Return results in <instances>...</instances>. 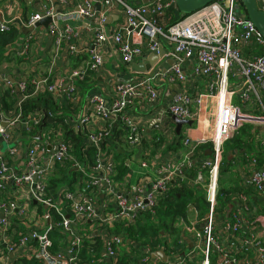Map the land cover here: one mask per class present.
Listing matches in <instances>:
<instances>
[{"label": "built area", "instance_id": "built-area-1", "mask_svg": "<svg viewBox=\"0 0 264 264\" xmlns=\"http://www.w3.org/2000/svg\"><path fill=\"white\" fill-rule=\"evenodd\" d=\"M40 1L41 10L24 26L31 28L44 18L57 16L58 20L49 26L57 56L65 48L68 55L74 58L88 55L89 61L80 68L52 79L23 75L15 83L8 82L9 89L20 93L13 118H7L0 97V122H6L0 124V136L8 147L13 144L5 152L0 146V213L4 214V218L0 219V264H12L9 255L30 250L35 242L38 243V255L43 261L41 264H50L49 260L53 264H96V261H82L79 257L85 237L82 232L87 227L90 233L103 235V259L98 262L115 261L118 249L125 246L126 242L122 236L107 234L108 230L116 223L134 224L139 216L156 215L160 199L169 194L171 186L178 180H187L185 175L195 164V152L204 145H210L211 155L201 160V171L196 179L187 181L190 185L200 186L206 194L209 207L201 223H204V227L201 230V225L184 224L183 232L186 236L192 235L194 244H197L193 245L188 255L185 253L184 257H180L179 254L178 260L166 264H195V250L202 251L201 264H264V235L256 231L263 220L259 216L254 218L251 197L247 192L236 193L232 204L236 207L239 203V207L231 212L230 221L222 223L220 229L217 222L219 177L225 145L243 126L264 125V39L247 15H239L236 8L238 1L213 2L168 29L159 25L155 15L173 7L176 0H157L137 5L134 0H101L100 7L91 0H84L77 10L74 5L78 0H56L60 7L70 8L67 14H55L50 0ZM256 2L259 10L264 12V0ZM114 9L120 10L124 22L118 27H109L110 13ZM60 17L65 23L62 26L56 24ZM69 19L88 22L86 28L93 35L91 45L78 43L81 31L68 23ZM11 30L10 23L0 21L1 33ZM32 38L28 35L20 44L16 43L18 56L29 55ZM109 45L117 48L126 67H131L136 59L147 54L159 56L156 65L163 60L166 48L176 55L178 62L164 71L151 68L148 72L151 76L146 79L118 83L112 97L93 95L85 101L79 83L85 82L90 73L102 71L105 61L103 51ZM161 49L164 50L163 55H160ZM193 59L199 64L193 69L194 76L209 78L211 83L208 92L197 96L185 87L188 75L183 66L186 61ZM157 81L184 86L174 95L169 113L180 120L194 121L198 127L208 122L203 110L206 101H215L214 126L210 134L202 130L196 138L190 134L184 135V151L177 161L174 156L167 159L156 167L152 177L142 179L122 193L117 189L114 179L116 159L109 144L113 125L120 118L127 130L128 143L133 147L140 146L146 139V130L125 112L137 100L155 102L159 97ZM29 88H32L31 93ZM44 92L51 94L60 107L66 104L72 110L78 109L76 122L70 126L76 133L84 135L86 150H94L95 161L92 166L86 160L83 163L72 156V146L65 140L62 124L57 129L41 131V140L33 136L46 115L36 110L24 117L23 104ZM87 105L92 108L90 113L87 116H84V111L79 114L83 107L87 109ZM62 113L59 111L55 116ZM99 121L104 122V127L98 126ZM64 122L70 124L68 118ZM154 125L155 128L159 127L157 123ZM18 128L23 129L25 138L30 141L24 163L20 161L21 148L15 143V131ZM36 135L40 136L38 133ZM160 138L167 144L173 143L175 129L171 128L167 134L158 131L151 141L153 144L159 143ZM258 143L264 148V134L259 136ZM68 162L84 178L77 182L74 189H62L59 198L55 199L49 192V180L59 166L64 167ZM251 164L256 166L257 160L252 159ZM143 167L147 168L148 164L143 163ZM205 170L208 177L205 176ZM263 183L264 170L259 169L248 185L262 194ZM11 184L17 190V200L3 198L2 191ZM105 185L115 198L114 208L107 212L100 210L97 204ZM19 198L46 207L48 211L42 220H53L45 228L47 232L59 230L70 238V242L56 253H51V240L38 229L20 234L19 240L15 241L13 219L17 215L21 218L25 216V208L21 207ZM53 212L60 217V221L54 218ZM221 231L228 234L226 241L219 237Z\"/></svg>", "mask_w": 264, "mask_h": 264}, {"label": "crops", "instance_id": "crops-1", "mask_svg": "<svg viewBox=\"0 0 264 264\" xmlns=\"http://www.w3.org/2000/svg\"><path fill=\"white\" fill-rule=\"evenodd\" d=\"M84 0H78L75 3L76 10L78 9V5H80ZM98 7H100L101 0H91ZM157 0L148 1V3H154ZM52 5V8L55 10H59L60 14H67L70 8L60 7L56 0L49 1ZM143 0H134V3L144 4ZM42 8V2L40 0H0V21L4 20L16 28L20 32V37L17 42H14L12 46L8 47L11 53H6L5 55H9V62L4 60L0 64V97L3 99L5 92L9 89L8 82H12L10 77H13L15 81L20 79L23 75L33 76L38 79L50 77L54 78L56 75H64L70 72L73 69L80 68L84 66L89 61V56L84 55L80 58H74L68 55L65 48H62L59 55L57 56L56 45L54 44V40L49 34V27H39L35 28L34 31H29L30 28L25 27L24 25L29 22V19L38 13ZM71 25H73L76 29L81 31V38L78 43L91 45L93 43V35L87 30V21H77L73 19H69L67 21ZM124 22V17L121 14L119 9H114L110 13L109 17V27H118ZM55 23V22H54ZM54 23H51L49 26H52ZM62 26L64 20L60 17V20L56 22ZM28 35L32 36L30 53L27 57L18 56V48L17 45L21 43V41L26 38ZM16 43H18L16 45ZM117 48L114 45H109L105 47L104 54V67L99 73H90V76L84 82L85 85V101H88L89 97L93 95H102L105 97H112L115 92V87L118 83L123 81H140V79H146L150 75L149 71L145 73L136 72L132 69L133 64H143L150 56L147 54L144 57L136 59V61L131 65V67H126L122 60L120 59ZM175 62H178L176 55H174L169 48H166V52L163 60L157 63L152 67L159 70H165L173 65ZM199 64L196 59L186 61L184 63V69L186 74L188 75L187 85L185 86L188 91H190L194 96H197L201 93L208 92L210 90V81L209 78L205 77H195L193 73L194 67H198ZM154 70V69H153ZM184 86L179 84L166 85V83H162L157 81L156 88L159 93V97L155 102L148 103V101H135V104L128 108L125 112V115L130 116L135 120L137 125L145 128L146 139L140 146L133 147L128 143L127 140V130L124 125V122L118 118L117 121L113 125V133L120 132V135L115 138L114 143H116V147L118 151L128 154V158L126 160V165L128 166L129 172L126 177L123 179L122 186L117 189L120 192H124L129 186L133 184H137L142 179H146L147 177H152L154 175V170L156 167L161 165L162 162L166 161L171 157H175L177 161L180 158V155L183 153V148L178 150L177 152H173L168 150L170 144H167L166 141L163 142L162 145L152 143L151 139L155 138L156 133L167 134L171 128L175 129L174 121L172 120V115L169 113V107L172 103L173 97L175 94L179 93L180 90ZM17 92V98L15 100L14 107L11 112L7 113V118H13L14 112L16 108V103L18 98L20 97L19 91ZM146 96V95H145ZM3 101V100H2ZM66 105V104H64ZM64 105L62 107H64ZM206 108L204 113L208 119L207 131L206 133L210 134L213 126H214V116L216 112L215 101L208 100L205 103ZM60 107V106H59ZM61 107V108H62ZM90 109H92L89 105H87V109L84 107L80 113L85 112L84 116H87L90 113ZM78 109L76 108L68 113V120L70 121V125H74L76 122V113ZM203 114V111H202ZM205 117V118H206ZM173 122V123H172ZM154 123H157L159 126H156ZM0 124H6L4 120L0 122ZM50 126L46 129L56 128ZM250 125V126H249ZM247 125V135L250 134V137L247 136L246 143L240 149H232L230 146L226 144L225 146V155L224 161L227 159L231 164L228 167V170L222 173L220 171L219 177V201H218V211H217V222L219 229L222 226V223L230 221L231 212L239 207V203L236 207L232 204L233 200L236 198V193L244 192L248 194L250 198V204L252 209V214L255 216L261 217L263 222L256 227V231L259 235H264V191L262 194L254 191L252 186H249L248 183L251 182V179L255 172L259 169L264 170V148H262L258 143V138L261 134H264V125ZM98 126L104 127V122L99 121ZM195 128L191 130L190 135L194 138L198 137L202 132V127H198L194 125ZM73 129V128H72ZM184 129V128H183ZM246 129V128H245ZM23 129L18 128L15 131V143L21 148V160L22 163L25 162L26 158V150L30 143L29 139L25 138V134L22 131ZM193 131V132H192ZM76 132V131H75ZM78 133V132H77ZM113 134V135H114ZM205 134V133H204ZM13 145V144H12ZM10 145V146H12ZM0 146L2 148V152L7 151L9 148L6 143H4L2 137L0 136ZM123 149V150H122ZM208 155V151H207ZM252 159L257 160L256 166L251 164ZM143 163H147L148 167L144 168ZM94 164V162H93ZM93 164H89L92 166ZM224 164V162H223ZM17 165H15L16 167ZM223 166V165H222ZM222 169V168H221ZM89 172V171H88ZM222 181V182H221ZM220 183L222 185V189H224L225 193H221L220 191ZM231 190V191H228ZM59 190L58 192L53 193V197L55 199L59 198ZM3 198L10 200H17L18 193L17 190L13 188V185L6 187L3 191ZM257 193V194H256ZM20 199V198H19ZM21 207L25 208V216L21 218L20 216H15L13 219V226L15 234V241L19 240L20 234H26L31 230L38 229V231L43 235H47L51 240L52 244L55 241L53 240V236L51 237L52 232H47V227L50 226L52 221H47L45 219L42 220L44 214L47 213V208L37 205L34 202H25L23 199H20ZM108 200V201H107ZM115 198L109 194L106 187H104L100 193V196L97 200V204L99 205L100 210L103 212L111 211L114 208ZM66 212H69L65 209ZM204 216L200 215V212L193 205H189L187 210V215L185 217L180 216L179 219L174 223V227L177 231L182 233V239L186 243L187 247L183 253L187 255L190 253V246L196 245L194 244L195 239L192 235L188 234L186 236L185 232H183L184 224H198L201 225ZM164 232H162L163 235ZM97 234V233H95ZM100 234V233H99ZM219 237L223 238L226 241L228 239V234L219 232ZM65 236V235H64ZM70 242V238L65 236V242L59 240V248L65 246ZM103 241V240H102ZM68 242V243H67ZM61 245V246H60ZM33 248L27 251H20L14 255H9V260H11L12 264L17 263L20 260H27L28 262L33 261V259H37L39 262H43L42 259L38 255V245L33 243L31 245ZM130 246H133L136 249L140 247L132 242L126 241L125 246L120 247L119 253H123L124 251L130 250ZM142 250V249H141ZM163 248L156 249L155 251L143 250V254H149V257H145L143 259H139V264H148L150 261V255L156 251H161ZM173 256L169 257H179V254H172ZM194 262L195 264H201L202 260V251L195 250L194 253ZM178 260V259H176ZM174 260V261H176ZM215 261V258H214ZM163 262L158 258L155 264H161ZM22 263V262H21ZM20 263V264H21ZM164 263V262H163ZM219 264V262H218Z\"/></svg>", "mask_w": 264, "mask_h": 264}, {"label": "trees", "instance_id": "trees-1", "mask_svg": "<svg viewBox=\"0 0 264 264\" xmlns=\"http://www.w3.org/2000/svg\"><path fill=\"white\" fill-rule=\"evenodd\" d=\"M155 16V19H157L159 25L164 29H168L172 25L183 20L187 15L181 14L176 5H174L170 9L163 11L162 14ZM19 37L20 32L14 27L9 33L0 32V64L4 60L8 62L10 61V54H5L12 52L8 50V47L12 46L14 42H17ZM84 85V82L79 83V87L81 88L83 95H85ZM29 90V93H31L32 88H29ZM16 98V90L8 89L5 92L2 99V105L5 112L9 113L12 111ZM36 110L43 111L46 115V118H44L45 120L35 130L33 136L39 137L36 134H40L41 131L44 132L46 128L50 126V123H53L51 124L52 127H57L59 124H62L65 131V140L72 146V156L79 159L83 163L86 160L88 164H93L95 161V153L92 149L86 150L84 145V135L79 132L76 133L70 124H66L64 122L65 119L68 118L67 114L71 111L73 112L69 106L64 105L62 108L59 107L54 97L51 94L44 92L38 96L31 97L23 104L24 117H28L30 113ZM59 111H62L63 113L62 115L56 117L55 113H58ZM247 128H249L247 125L243 126L234 135V137L226 143L228 147L230 146L232 149L242 148L246 143L247 136L250 137V134L247 135L246 133ZM120 132L121 131H117L115 132L116 134L113 133L114 135H112L109 141L110 148L114 151L116 157L115 181H123L129 172L128 166L126 165V160L129 157L127 152H119L118 148L116 147V143H114L115 138L120 135ZM163 142V138H160L159 143L156 144H159L160 147ZM182 148V139L177 144L175 138L173 143L169 145L168 150L178 153V150H181ZM209 148L210 145H204L196 150L194 157L195 164L192 168L187 170L185 175L187 180H178L174 185L171 186L169 194L160 199L156 208V215L146 214L145 217L139 216L138 220L134 224L116 223L112 228H110V230H108L109 233L107 234L122 236L125 242L130 240L136 243L140 247L139 249L130 246V250L124 251L123 253H118V257L115 261L111 263L98 262L100 259H103V235L101 233H90L87 227V229L82 232L85 237L79 255L80 259L87 262L96 261V264H139V259L149 257V254H143L142 252L146 249L149 251H155L160 246V248H163V250H165L166 254L169 256H173V253H183L186 250L187 245L182 239V233L177 231L174 227V223L180 218V216L185 217L187 215L189 205L195 206L202 216H204L208 211L206 194L203 189L198 185H190L187 181H193L196 179L198 173L201 171V160H204L207 157V151ZM230 164L231 163L225 159L222 166V173L225 172V170H228ZM204 173H207V171L205 170ZM83 178V174L77 169H74L71 166V163L68 162V164L64 167L59 166L53 173V176L49 180V192L50 194H53L65 188L72 190L74 189L77 182L81 181ZM220 191L221 193H225L224 189H220ZM42 207L44 206H41V210ZM53 214L54 218L57 221H60V217L54 212ZM51 232L52 233L49 235H51V237L53 236L55 243L53 242L49 251L51 253H56L60 249L58 246L59 240H62V245L63 241L65 242V236L59 230H54ZM162 232H164L163 235ZM35 243L38 245L37 242ZM20 263L41 264L37 259H33L31 262H28L27 260H20L15 264ZM161 264L166 263L161 262Z\"/></svg>", "mask_w": 264, "mask_h": 264}, {"label": "water", "instance_id": "water-1", "mask_svg": "<svg viewBox=\"0 0 264 264\" xmlns=\"http://www.w3.org/2000/svg\"><path fill=\"white\" fill-rule=\"evenodd\" d=\"M143 1L144 4H147L149 0H143ZM216 1H221V0H176L175 5L181 14L190 15ZM237 1L239 5H237L236 8L238 10L239 15H247L249 20L254 23L257 31L264 39V12L259 10L256 0H237ZM59 12L60 11L58 9L54 11L55 14ZM57 20H58L57 16H55L54 18L51 17L44 18L41 21L37 22L34 27H31L29 31H34L35 28H39V27L48 28L51 23ZM163 54H164V50L161 49L160 55ZM158 60H159V56L155 54H150L149 58L143 64L142 63L133 64L132 69L136 72L145 73L147 71H150L152 66L155 65V63ZM10 80L12 81V83H15L13 77H10ZM172 120L174 121L175 124L176 143L178 144L182 139L183 128L185 126H189V127L193 126L194 121L180 120L178 117L174 115H172ZM39 139L40 140L42 139L41 133ZM210 155H211V151L208 150V156ZM105 187H107V185H105ZM263 189H264V183H263ZM2 218H4V214L0 213V219ZM203 227H204V223L201 225V230L203 229ZM192 247L193 245L191 244L190 248ZM184 256L185 253L180 254V257H184ZM158 258L161 259L164 263L172 262L176 259H179V257L176 258L169 257L166 254L165 250H161V251H156L150 255V261L148 262V264H155ZM49 262L50 264H53L52 260H49Z\"/></svg>", "mask_w": 264, "mask_h": 264}, {"label": "rangeland", "instance_id": "rangeland-1", "mask_svg": "<svg viewBox=\"0 0 264 264\" xmlns=\"http://www.w3.org/2000/svg\"><path fill=\"white\" fill-rule=\"evenodd\" d=\"M206 108V107H205ZM204 108V109H205ZM195 128V126L193 125V126H191V127H189V126H185L184 127V129H183V131H182V139H183V136L184 135H186V134H190L191 133V130L192 129H194ZM55 129H57V128H55ZM45 132H48V129H46V131ZM193 132V131H192ZM134 147H136L137 148V146H134ZM115 159H116V157H115ZM68 164V163H67ZM66 164V165H67ZM221 171H222V169H221ZM205 176L206 177H208V173H205ZM122 182L123 181H116V183H117V185H118V187L119 188H121V186H122ZM220 188L222 189V185H221V183H220ZM108 201V200H107ZM208 207H209V204H208ZM146 215H143V217H145Z\"/></svg>", "mask_w": 264, "mask_h": 264}, {"label": "bare ground", "instance_id": "bare-ground-1", "mask_svg": "<svg viewBox=\"0 0 264 264\" xmlns=\"http://www.w3.org/2000/svg\"><path fill=\"white\" fill-rule=\"evenodd\" d=\"M207 128H208V125H207L206 122H204L203 125H202L203 132H206Z\"/></svg>", "mask_w": 264, "mask_h": 264}]
</instances>
